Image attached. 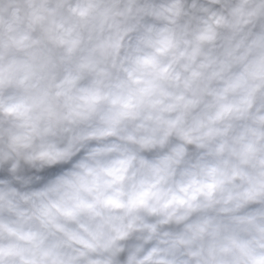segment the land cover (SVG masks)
<instances>
[{"label": "clouds", "instance_id": "obj_1", "mask_svg": "<svg viewBox=\"0 0 264 264\" xmlns=\"http://www.w3.org/2000/svg\"><path fill=\"white\" fill-rule=\"evenodd\" d=\"M0 264H264V0H0Z\"/></svg>", "mask_w": 264, "mask_h": 264}]
</instances>
